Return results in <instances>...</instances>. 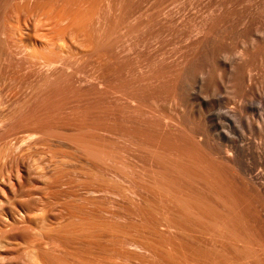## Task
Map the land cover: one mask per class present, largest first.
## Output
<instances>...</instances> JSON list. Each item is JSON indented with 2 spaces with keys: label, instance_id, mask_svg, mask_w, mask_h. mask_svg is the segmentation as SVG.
Masks as SVG:
<instances>
[{
  "label": "bare ground",
  "instance_id": "bare-ground-1",
  "mask_svg": "<svg viewBox=\"0 0 264 264\" xmlns=\"http://www.w3.org/2000/svg\"><path fill=\"white\" fill-rule=\"evenodd\" d=\"M126 1L0 0V264H111L109 261L115 259L116 254L119 255L110 247L112 234L124 233L125 230L113 225L115 223L112 222V218L115 215L111 217V213L114 214L112 209L109 210L108 206V209L103 207L106 206L103 204L105 201L101 200L105 198L106 200L109 198L108 202H112L113 206L117 205L115 208L111 206L112 204L109 205L113 209L118 205H122V210L126 207L125 212L128 211L133 215L134 220L130 216L125 218L126 220L131 218V222H135H132L133 227L140 223L137 229L133 228V233H180L186 238L188 233H197V235L200 233V236L193 238L197 237L196 241L201 246H208L205 243H208L207 239H209V244H213L214 241L215 245L216 241H219L218 245L221 241L222 245L226 242L229 246L242 242L243 248L247 249V241L239 234L238 228L242 223L240 224L239 219L236 218L235 205H231L230 201L233 200L229 197L231 193L228 188L222 187L216 178L207 175L205 169L208 164L205 166L202 163H194L185 152L183 155L178 150L174 151L175 148L173 152H168L170 150L164 147H154L152 140L151 145L150 141H147V126L152 129V119L158 116L155 112L159 110L155 111L152 106H150L152 110H149V105H145L149 108L145 109L144 95L150 92L148 95L151 99L155 94L157 98L161 89L155 90L153 86L161 81L165 86L164 82L168 81L161 80L165 74L160 73L162 77L156 75L158 72L155 70L153 59L148 61L144 72L135 69L139 75L133 68L134 71L131 69L133 72L129 69L136 60L132 63L131 58L127 59L126 56L127 54L130 56V52H126V49L131 51L135 48L134 39L142 32L143 27L152 21L150 15L146 14L149 19L144 16L146 12L126 21L128 10ZM195 32L190 36L194 37V42H201L206 38L205 27ZM193 40L191 39L192 42ZM152 66H155L153 67L155 73L152 71ZM167 74L165 77L168 76ZM171 75L173 79L171 83H173L176 78H173V73ZM168 79L172 80L171 77ZM215 82L212 81L213 84ZM195 83L196 87H194L200 92L205 91L208 92L207 94L212 92V108H209L212 116L215 117V129H218L222 122L221 118L235 115V110L230 104L229 106L226 104L220 90L212 84L217 89L213 91L211 82H207L204 72L197 73ZM150 87L155 92H151ZM8 91L14 92L13 95H8ZM164 92L160 91L159 96ZM250 103L252 104V101ZM164 111L159 113V117L163 116L164 121L168 117L172 118L167 116V113L164 114ZM159 117L157 120L161 119ZM176 122L173 120L172 123L176 124ZM257 127L260 132L259 137L252 133L256 127H251L250 135L243 132L237 137L229 134L220 135V138L226 141L224 144L226 153L233 152L237 160H242L248 155L254 159L256 156L264 158V116L258 119ZM38 139L44 140L42 153L41 150L39 152L38 149L34 150L35 141ZM166 145L168 146L167 143ZM170 149L172 151V147ZM43 152L49 156L47 157L52 161V165L49 162L50 165L47 166L45 162L43 166L45 157L41 156L43 159L39 157ZM66 159L71 160L70 163L74 162L71 163L74 165L71 173H74V169L75 174L78 172L74 176L75 179L78 176V183H74L78 189L75 188L77 192L72 189L75 191L73 193L70 190L73 196L68 197L71 200L67 199L69 200L67 202L65 199L64 203L60 201L63 206L59 205L64 211L63 208L60 210L64 212V216L63 212H60L67 221L62 223L58 221L57 225L44 230L43 235L46 239L54 238L56 241L54 243L57 245L65 243L64 246L67 245V248L73 243L70 244L75 245L74 253L71 251L73 254L69 250H64L66 247L62 246L64 248L62 250L72 256L71 261L67 260L68 255L64 251L62 253L60 247L47 250L41 242L35 244L28 238L29 233L37 228L34 226L36 217L34 218L33 215L35 201L37 205L48 196L47 192L41 190L36 192L30 185V179L34 173L37 174V170L43 164L44 168L41 169H44V172L39 173L45 179L53 178V184L58 182L61 179L58 173L61 163H64L63 160L67 161ZM37 162L42 164L38 165ZM191 166L196 167L195 170L198 169L200 173L194 174ZM196 183H202L204 188L211 191L210 194H213L222 209L220 207L218 209L214 203L206 200L202 192L196 191L197 194H194L190 185ZM222 191L224 194L226 192L229 199L223 197L224 194L221 195ZM96 200L103 206L98 202L95 203ZM108 202L106 201V204ZM116 214L117 217L122 216ZM136 220L139 221L137 224ZM132 225L126 226L132 228ZM127 231L125 233H130L131 230ZM143 238L127 236L126 242L139 252L150 253L153 257L158 256L160 251L156 250L162 248L156 249L155 239L147 242L144 240L147 238ZM174 243L172 241V244ZM80 244L88 245V250L84 251ZM217 248L214 247L216 250ZM111 252L114 253L112 257ZM170 252L172 254V251H169L168 255ZM61 253L67 256H62ZM179 253L178 255L181 254ZM163 254L159 256L163 257ZM224 256L226 258V255ZM126 258L128 260V257ZM251 258L256 262L259 261V257L251 253L244 256L245 260ZM172 260L170 257L169 261ZM216 260L218 263L217 258ZM139 261L141 264H146ZM169 261L166 260V263ZM224 261L230 264L229 258ZM173 263L174 260L171 264ZM183 264H186L185 260Z\"/></svg>",
  "mask_w": 264,
  "mask_h": 264
},
{
  "label": "rangeland",
  "instance_id": "rangeland-1",
  "mask_svg": "<svg viewBox=\"0 0 264 264\" xmlns=\"http://www.w3.org/2000/svg\"><path fill=\"white\" fill-rule=\"evenodd\" d=\"M126 2H127L126 5L128 4L126 6L128 9V10L126 9L127 10L126 21L132 20L133 17L137 16L138 14L139 15L142 14V12L143 14L146 12L144 16L146 14H148V16L150 15L151 17L150 21H152L151 23L147 24V26L143 27L144 29H142V32H140V34H138V36L134 39L136 43V45H134L135 48H133L132 46L134 50L132 49L130 51V49L128 48L126 49V52L128 53L130 52V56L129 54H127L128 56H126L127 59L131 58L130 60H132V63H134L133 61L136 60L135 64H132L133 67L131 65L130 66L131 68L129 69L131 70L133 68L134 70L136 69L137 71L139 70L144 72V70L147 69L144 67L146 65L148 66V61L154 60L153 63H155L156 67L152 66V71H154V73L157 71L158 73H156V75L159 74V76H161L160 73L165 75L168 73L167 74L168 76L165 77L164 75L163 78L161 79V80L164 79L163 81H168V82H164L165 86L162 84L163 83L162 81H161L162 83L159 82V84L157 82L158 86H156L157 84L153 86L155 90L158 89L159 91L161 89L160 91L163 92L166 90L168 93L165 94L166 92L165 91L164 94L159 96L160 91L159 92L157 91L158 92L157 95L159 96V98L158 96L156 98L155 97L156 94H155L154 98L152 97L151 99L150 96L148 95L150 92H147L145 93L147 95L144 96H146V98L148 97V99L143 97L145 99L143 100L145 109L148 108L147 106L149 105V108L150 106H152L151 108H154L155 111L159 110L157 113L154 111L155 114H158V116L152 119V129L150 130L149 126H147V135H146L147 141L148 142L150 141L149 142L150 145L154 142L152 144L154 147L161 146L164 147L166 150L167 149L170 150L168 152H173L174 148H175L174 151L178 150L180 151L179 153L183 154L185 152V154H187L188 157L192 158L194 163H200V164L202 163L205 166L208 164L205 169L206 173H208L207 175L210 176L212 175L214 178H216L217 181H219L222 187L224 186L225 189L228 188L227 190H229V192L231 193L228 194H230L229 197L232 198L233 200L230 199L231 201L230 200L229 201L231 202V205H235V209H236L235 214L237 215L236 218L239 219L240 224L242 223L241 227L238 229H239V234H241L244 240L247 241L246 242L247 249L243 248L244 246L242 245V242H239L238 244L233 242L234 244L230 246L228 243L227 246L226 242L224 244V241H222L224 245H222L221 241H220V245H218L219 241H216L217 243L215 245V242L213 241L212 244L211 240H210L211 244H209V239H207L208 243L204 242L205 245L207 244L208 246L202 245L203 246L202 247L196 241V238L200 236V233H198V235L197 233H190V234L188 233V237L191 236V238L183 237L180 233H175V234L174 233H167V234L166 233L164 234L163 233L160 234L133 233L132 231L135 226L133 227L132 224L135 222L133 221H132L133 223L131 222L130 219L132 218L133 215L129 214L128 211H126L128 213V216H126L127 214L125 212L126 207L123 206L124 209L122 210V205L121 206L118 205V207H116V209L118 208L116 211V209L113 208H115V206L117 205L114 204L115 206H113L112 202L111 203L108 202L110 201L109 198L108 200H106V198L105 200L103 198H102L103 200L100 199L101 201H105V203L103 204H105L106 206L100 205L101 202H98L99 200L97 198L98 201L96 200L95 203L98 202L100 206H103L105 208H107L108 206L110 207L109 210L112 209V212H114V214H112L110 211L109 213H111L112 215L111 217H113L114 215L116 216L117 215L116 213L120 215L122 214L123 216V218H121L122 216L119 215L120 217H117L118 216L117 215L116 218L114 216L115 219L112 218V222L114 221L113 223L116 224L113 225L117 226V228L124 229L125 231L124 233L112 234L113 236L111 237V242L109 244H111L110 246L112 247L111 249H113L115 253H119V255L116 254V256H114L115 259H113L114 257L112 258L113 260H111L110 258L111 261L109 262H111V264H138L140 262L139 260H141L146 264H156V263L169 264V262L171 264L174 260L173 264H177L178 261L179 264H183L185 260L186 264H189L188 262H190L191 264H207L208 262H209L208 264H213V263L222 264V262H224V264H227L226 261L224 260L226 258H229L230 264H264V158H258L256 156L254 159L251 155H248L246 157H243L242 160H237L233 152H229L228 154L226 153V145H224L226 144V141L220 138L223 134H229L230 136L237 137V135L242 132L250 135V130L252 129L251 127L257 128V129L255 128V130H253L252 132L254 136L259 137L260 135V132L257 127L258 119L260 118V116H264V0H127ZM154 9H157V11ZM203 27L207 29L206 38L202 40L203 42L202 41L201 42L199 41L197 43L194 42L193 40L194 37L191 38L190 36L194 35L196 33L195 31L201 30V28L203 29ZM191 39L193 40V42L191 41ZM127 43H128L127 45L131 47L129 42ZM153 67H155L156 71L153 70ZM166 69H168L167 72ZM136 70L134 72H136ZM200 71L204 72L207 78V82L208 83L211 82L210 86H212L213 84L212 81L213 82L216 81L215 84L213 85L214 86L216 85L217 89L220 90L226 104L228 106L230 104L231 105L230 107H232L235 110V115H231V116L229 115L227 117L221 118L222 122L220 121L221 124L218 129H215L214 126L215 117L212 116L210 112V108H212L211 105L213 102L212 92H209V94H207L208 92L205 91L200 92V90L195 88L196 75ZM136 73L139 75L138 72ZM172 73H173V78H176L174 79L175 81L173 83H171L173 81L171 75ZM140 74L142 75L143 73L141 72ZM170 77L172 80L170 79L167 80V78ZM169 81L171 84L169 83ZM174 83L176 84L174 85ZM160 84L163 86H161ZM215 88L213 87V91L214 90L217 91V89ZM154 89L152 90V87H150L151 92L152 91L155 92ZM192 89L194 92L192 91ZM13 93L14 92L12 91H8V95H13ZM251 101L252 104L250 103ZM151 108L149 110H152ZM160 109H162L163 111L165 109L164 114L167 113L166 114L167 116L169 115L170 117L172 118L174 117L175 119L165 117L166 119L164 121V119H162L163 118L162 115H161L162 117H159V113H161L162 111V110L160 111ZM207 112H210V114H208ZM157 117L161 119L157 120ZM173 120L174 122L175 120L177 121L176 124L172 123ZM171 130L174 131L172 132ZM184 133H186L185 135H187L188 137L185 136ZM155 136L157 137L155 138ZM171 139L174 140L171 141ZM175 139L177 143L175 142ZM165 140H168L170 144L168 141ZM166 143L168 144V146L166 145ZM35 144L36 145L39 144V145L37 146L35 145L34 150L38 149L37 150L38 152L41 150L40 153H42L43 151L42 149H44V140L38 139L35 141ZM162 144L165 146H163ZM169 145L172 147V151ZM173 145H175L176 147L175 146L173 147ZM209 154L210 155L212 154L211 157ZM39 155H40L39 157L41 156L45 157V159L41 157L44 160V162L42 163L44 164L46 162L45 164L49 166L50 163L52 162L49 161L50 160V158H48L49 156L47 155L48 156L47 157L44 154V152L43 154H39ZM194 155L197 158L193 157ZM64 160H63L64 163H61L58 172L61 179L58 180L59 183L54 182V184H56L55 186H53L54 184L52 183L53 178L49 177L48 179H45V177H43L40 174L44 172L43 171L44 169H41L43 164L41 162L40 163L37 162L38 165L39 164L42 165L40 166V169L37 170L36 172L37 174L35 173L33 174L32 178L30 179L31 180L30 185L33 186L36 192L38 190H41L45 193L47 192L48 196L46 195L47 201L44 200L43 202H40L37 205H36L37 203L36 201L35 204L33 203L34 207L36 208V209L33 208V213H34L33 215L34 218L35 217L37 218V220L35 218L34 226H36L37 228L34 227L35 228V229L33 228L34 231L32 233H29L28 236L31 242H34L35 244L41 242L47 250H53L55 249L56 246L57 248L60 247L62 253L64 250L67 251L69 250V252L73 251L75 249L74 247L75 245L71 246L70 244L73 243H70L68 245V248L67 245L64 246L65 243L57 245V243H54L56 242L54 241V238L46 239L45 235H43L44 234L43 231L49 230L50 228L55 226V224L58 221H60L59 223L67 221L64 220L65 218L63 217L64 208L60 206V205L63 206V204L60 203L61 202L64 203L65 199L67 202L71 200L70 197L68 196H71L72 198L73 191L75 190L77 192L78 189L77 185L75 186L74 184V183L76 184L78 183L77 182L78 176H76V179L74 178V176L77 175L78 172H76L77 174H75V169H74L73 170L74 173H71L72 172L71 170L73 169L72 166H74L73 165L74 162L72 161L73 164L71 165L72 162L71 163L69 162L71 160L69 161L68 159H66L67 161ZM35 161L37 160L35 159ZM45 164L43 166H45ZM185 166L187 165L185 164ZM192 168H193L192 172L194 174L200 173L198 169H196L198 170V172L195 170L196 167L195 168L192 167ZM68 177L70 178L68 179ZM72 184H74L73 185L74 187L72 186ZM193 185L194 188H192ZM193 185L192 186L190 185L191 187L190 189L194 194L195 193L197 194V192L200 193L202 192V195L205 194L204 196L207 198V199L205 198L206 200H208L212 204L214 203V205H216L218 209L219 207L222 209V206H220L221 204L219 203L220 204L219 205L218 202H216V199L214 198L213 194L212 193L210 194L211 191L209 192V190L206 187L204 188L202 183H196ZM76 187L77 189H75ZM70 190L72 191V193ZM61 191L63 193H61ZM223 194L224 192L222 191L221 195L223 196ZM224 195L225 196L223 197L226 198L227 197L226 192ZM34 196H36V194ZM48 197H50L51 200ZM229 197L227 198L229 199ZM106 201L108 202L107 204ZM232 201H234V203H232ZM42 203L43 205H40ZM109 205H111L113 208H111V206ZM61 208H63V211L60 210ZM221 209H220V213H221ZM60 211L63 212V216ZM129 216L131 218L126 220L125 217L128 218ZM60 217L64 221H62ZM115 220L117 222H115ZM132 220L134 219L132 218ZM138 222L139 221H137L136 224ZM128 224L129 226L132 225V228L127 227ZM139 225L140 223L137 226L139 227ZM137 226L135 227L136 229ZM126 228H129V230H131L130 233H125L128 230ZM175 235L178 237H176ZM127 236L128 237L134 236L138 238L144 237L147 238V239L143 238L144 240H147V242L148 240L151 242L154 241L155 239L154 243L156 244V249L162 248L159 250L157 249L156 251H160L161 255L164 253L163 257L159 256L160 255L159 252H158L159 257L158 256L153 257L150 256L151 255L150 253L139 252L135 250L133 246L127 244L126 242ZM165 236L168 237L166 238ZM195 236L197 237L194 239L193 237ZM207 240L204 239V241L206 242ZM172 241L173 243L174 242L177 243L172 244ZM51 244H52V249H51ZM80 245L82 246L84 251L88 250V245L85 244H80ZM212 245L213 246L215 245L214 246L215 248L218 247L217 250L219 251L214 249ZM62 246L66 248L64 249ZM166 248H168L169 250ZM174 250L176 251L174 252ZM67 251H64V253L68 255L69 252ZM169 251H172L173 255L170 252L169 255L171 256H169L167 253ZM192 251L195 253H192ZM75 252H77V250H75ZM174 253H176V256ZM178 253L180 255H178ZM200 253L201 255H199ZM250 253L251 255L253 254L254 256L259 257V261L256 262L252 258L245 260L244 256L247 254L249 255ZM65 254H62V256H64ZM113 254L111 255V257L113 256ZM217 254L220 256H218ZM67 255H65V257ZM224 255H226V258ZM230 255L232 256L231 259H230L231 257ZM165 256L166 257L168 256V258H166ZM71 257L72 256H70L69 254L67 256V260L69 259V261H71L72 260ZM126 257H128V260ZM144 257H146L147 259ZM161 257L163 258V260ZM170 257L171 259H173L172 262L169 261ZM204 257H206V259ZM216 258L218 259V263H216L217 262ZM114 260L115 262L112 263V261ZM166 260L169 262L166 263Z\"/></svg>",
  "mask_w": 264,
  "mask_h": 264
}]
</instances>
